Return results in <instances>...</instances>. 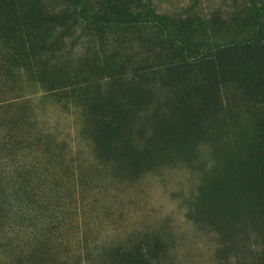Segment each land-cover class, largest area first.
<instances>
[{"label": "rangeland", "instance_id": "374dc122", "mask_svg": "<svg viewBox=\"0 0 264 264\" xmlns=\"http://www.w3.org/2000/svg\"><path fill=\"white\" fill-rule=\"evenodd\" d=\"M86 1L0 0V264H264V89L194 59L264 0Z\"/></svg>", "mask_w": 264, "mask_h": 264}, {"label": "trees", "instance_id": "16d2710c", "mask_svg": "<svg viewBox=\"0 0 264 264\" xmlns=\"http://www.w3.org/2000/svg\"><path fill=\"white\" fill-rule=\"evenodd\" d=\"M78 1H84V3L87 2L86 0ZM101 4L98 3V12L115 10L122 5L117 0H107L104 4ZM86 8L88 7H85V9ZM41 11V9H36L35 11H32V13H36L33 14L34 17H36ZM108 13L112 14L114 11H109ZM219 48L217 49V52L215 51V53L210 56L197 55L194 56V59L201 60L203 63L204 61L206 63L210 62L214 66H218V63L224 60L229 65V74L237 76L243 74L244 80L250 78L249 82L255 85L257 90L262 91L264 89V80L260 78L261 72L259 70L257 71L252 69L253 64H255V60L264 59V37L261 36L260 32H257L255 36L243 42H230L229 44L220 46ZM39 81L47 89L63 87L59 81H55L51 77H48V79L40 78Z\"/></svg>", "mask_w": 264, "mask_h": 264}]
</instances>
